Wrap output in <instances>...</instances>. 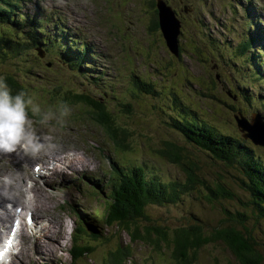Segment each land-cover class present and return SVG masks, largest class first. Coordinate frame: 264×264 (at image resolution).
I'll return each mask as SVG.
<instances>
[{"label":"rangeland","instance_id":"obj_1","mask_svg":"<svg viewBox=\"0 0 264 264\" xmlns=\"http://www.w3.org/2000/svg\"><path fill=\"white\" fill-rule=\"evenodd\" d=\"M29 1L45 9L31 17L44 18L47 44L33 47L32 59L42 58L44 64L36 62L34 75L21 70L28 93L23 92L24 86L18 91L30 102L27 126L42 147L35 154L19 146L10 153L0 152V192L6 191V199L0 195V209L7 212L6 204L12 203L5 189L10 186L15 192H28L31 199L27 201L45 214L35 212L36 225L24 226L15 241L14 256L2 259L11 258L7 264H179L172 239L193 227L204 235L188 249L187 263L247 264L240 250L218 235L230 229L240 247L248 248L251 257L261 258L264 264V202L246 182L242 165L201 150L166 123L171 116L189 114L192 120L213 124L218 132L240 136L248 151L253 149L264 160V52L255 54L264 48V0ZM166 5L184 18L178 17L180 24L176 15L169 16L171 31ZM58 16L95 44L96 57L89 58V64L75 50L50 40ZM8 18L0 19L1 38L10 34L18 35L16 41H27L29 35L21 29L12 34L17 19ZM37 24L30 21L31 33L36 32L31 25L40 28L42 23ZM250 36L259 45L252 51L241 43ZM39 48L44 57L39 58ZM12 54L0 57L2 69L21 66L10 59ZM140 81L155 89L151 88L152 93L138 89ZM66 91L85 93L92 101L66 100ZM32 106L38 111L33 113ZM237 118L248 126L245 131ZM176 147L182 156L179 162L172 158ZM53 152L60 156L51 159ZM187 167L194 169L196 176L191 174L199 180L191 188H184L189 182ZM133 168L143 169L159 184L180 189L176 201L167 192L163 200L172 202H154L146 209L148 223L162 227L167 240L153 231L143 241L141 235L146 233L135 234L132 219L119 224V219L110 223L105 218L104 207L115 203L112 193L120 191L122 172ZM72 205L76 210L83 208L85 217L93 216L91 225L86 222L90 219H84L88 228L78 233L83 241L75 239L82 218ZM9 212L7 220L12 221ZM11 221L6 229L1 227L3 231L9 230ZM87 230L100 234L99 238L93 239ZM83 242L95 249L80 255Z\"/></svg>","mask_w":264,"mask_h":264},{"label":"trees","instance_id":"obj_2","mask_svg":"<svg viewBox=\"0 0 264 264\" xmlns=\"http://www.w3.org/2000/svg\"><path fill=\"white\" fill-rule=\"evenodd\" d=\"M17 2L21 3V0H16ZM27 2V1H25ZM0 5L6 6L9 8L8 12H0V19L4 18L12 19L13 15L18 12L15 8L18 7V5H13L12 3H9V0H0ZM158 7V6H157ZM38 11H41L40 9H37ZM176 11V9H175ZM14 12V13H13ZM186 12V11H185ZM19 13V12H18ZM178 17L184 21L183 13L177 12ZM20 15L16 16V24H13L15 34H18L19 29L22 30L23 33L27 34L28 40L25 42H19L16 41L14 38H17L18 35H10L6 36V38H1L0 36V57L2 55H7L8 53H13L12 57L10 59H13L15 61H18L21 66L18 64V68H16L13 71L4 70L0 67V79H2L10 89V92L15 95L16 93H20L18 90L24 88L25 86L21 70L24 72H29L31 74L33 73V69L36 67V62L32 59L31 54L32 49L37 44H47V40L45 37H43L47 30L43 27V24H45L44 18L34 19L30 15L19 13ZM14 18V17H13ZM32 20V23H36L39 20L40 28L36 25H31V28L34 29L36 32L31 33V30L27 27H29V23ZM20 21L22 23H20ZM264 23V21H262ZM24 24V25H23ZM28 24V25H27ZM38 25V24H37ZM42 34V35H41ZM59 34H63V38L65 39V44H68V42L72 41L71 38L72 35H68L65 33L63 29H60ZM3 36V35H2ZM20 36V35H19ZM22 36V35H21ZM20 38H23L21 37ZM33 36V38H31ZM54 37V36H52ZM77 41L82 40V38L77 35ZM55 39V37H54ZM58 40L55 39V41ZM78 41V42H79ZM242 44L246 45V48L250 51L253 50L254 45H258L256 43V37L250 36L249 38H246L245 40L241 41ZM86 44V45H85ZM49 45L53 48V43H49ZM79 45V44H78ZM78 45L71 44L69 49H72V47L76 48V50L80 53V58H82V61L85 60L87 64H89L88 59L94 58L96 55L94 53L90 54L88 51V44L86 42L81 43L79 46H83L82 49L78 47ZM76 46V47H75ZM259 47V45H258ZM10 50V51H9ZM50 51V49L48 50ZM255 51V50H254ZM83 52V54L81 53ZM264 52V48L261 46L258 48V50L255 51V54ZM252 55H254L252 53ZM260 56V55H259ZM31 62V64H29ZM43 65V63H42ZM28 81V80H27ZM29 82V81H28ZM22 86V87H21ZM24 86V87H23ZM137 88L140 90H148V93H152V85L150 83H144V81H140L137 85ZM26 90L23 91L25 94L28 93L27 88H24ZM152 89H155L154 87ZM65 98H69L74 101H78L80 103L90 102L92 101L91 98L86 95L85 93H76L71 91H66ZM242 96L245 100H248V97L245 93H242ZM66 98V100H68ZM264 106V104H263ZM202 108V107H201ZM204 109V107H203ZM189 114H184L180 118H174L169 117L166 120V123L169 124L171 127V130L177 133H180L181 136L185 139H187L189 142L195 144L197 147L205 152L208 153V151H212L216 158H219L220 160L226 161L228 163H237L239 166L242 165L241 170L245 174L246 182L251 185L253 188V193L256 195V197L260 200V203L264 202V160H260L259 155H255L251 152L253 149L248 151L249 148H247L242 142L240 136H232L231 131H228L227 134L221 133L216 131L213 124L206 122V121H197L192 120L189 118ZM95 117V116H94ZM195 118V117H193ZM112 132V130H109ZM246 139V138H245ZM182 147V146H180ZM183 148V147H182ZM254 152V151H253ZM174 156H172L174 161H182V156L180 151H178V148L174 150ZM259 156V157H258ZM124 164L122 166L124 167ZM260 169H263L262 172L258 173ZM193 168L187 167L186 171H188V184L184 188H191L194 186L197 181L195 180L194 176L191 174V172L196 176L195 172H193ZM251 178H254L251 180ZM119 189L120 191L112 193V200L115 201L114 204H112V208H108L107 206L104 207V212L106 214V220L110 223H115L117 219L120 221L119 224L123 223L124 219H132L133 223L136 225L135 227V234H142L145 232L146 234L141 235V238H143V241L147 239V234L157 232V234L163 238L164 240L168 239L167 236L163 232V228L160 226H154L149 224L150 221L149 216L146 213L147 207L154 203V202H162V203H170L172 201L170 200H163L165 198V195L167 192L170 193V197L176 201L178 198V195L180 193V189H177V186H167L165 184H159L157 182V179L151 176H147V174L144 173L143 169H135L128 170V172H122V178L119 181ZM228 192V191H227ZM120 194V196L118 195ZM103 205V202L101 203ZM101 217V215H98ZM148 216V217H147ZM91 218L93 217H86L84 219H90L86 221L90 224ZM82 219L78 222V229L76 231V235L79 237L80 240L83 241L82 234H78L82 230H86L84 226L85 220ZM91 225V224H90ZM192 230L190 232H180L172 239L173 246V253L175 255V259L179 264H191L187 263V260L190 258L188 254V249H192V243L194 241H201L203 231L199 228H193L190 227ZM134 234V233H133ZM163 234V235H161ZM87 235L91 236L93 239H98V233L91 232L90 230H87ZM218 235L233 243L235 247H237L240 253V258L242 259H248L247 264H253L252 262H255L256 264H262L261 258H258L255 255H250L249 249L245 248L246 250H243L240 247L239 240L235 237H233L232 231L230 229H223L218 232ZM236 240V241H235ZM82 250H79L78 253L80 255L91 252L95 248L92 247V245L89 242H83L82 244ZM171 246V245H169ZM252 261V262H251ZM109 262L111 263L110 259ZM254 263V264H255ZM109 264V263H108ZM111 264H117V263H111Z\"/></svg>","mask_w":264,"mask_h":264},{"label":"clouds","instance_id":"obj_3","mask_svg":"<svg viewBox=\"0 0 264 264\" xmlns=\"http://www.w3.org/2000/svg\"><path fill=\"white\" fill-rule=\"evenodd\" d=\"M23 93L13 95L7 84L0 79V152L10 153L19 146L35 154L42 145L34 132L27 126V106ZM33 113L38 111L32 106Z\"/></svg>","mask_w":264,"mask_h":264},{"label":"bare ground","instance_id":"obj_4","mask_svg":"<svg viewBox=\"0 0 264 264\" xmlns=\"http://www.w3.org/2000/svg\"><path fill=\"white\" fill-rule=\"evenodd\" d=\"M238 1V0H237ZM158 6V5H157ZM167 6V10H168V12H169V14L170 15H172V14H174L175 13V15H176V20H178L179 22H180V24H181V21H180V19L178 18V15H177V13H176V11H175V9H174V7H172L171 5H166ZM231 7V6H230ZM158 9H159V7H158ZM17 13V12H16ZM250 17V16H249ZM248 19V18H247ZM249 27V26H248ZM246 30V29H245ZM74 31H76V29L74 30ZM78 32H79V28H78ZM78 34V33H77ZM81 34V33H80ZM54 36V35H53ZM52 38V39H51ZM47 39H49V38H47ZM50 40L51 41H54V43H55V39H54V37H51L50 36ZM71 40H72V38H71ZM79 41V40H78ZM82 42L81 41H79V45L81 44ZM63 44H65V42L63 43ZM54 45V44H53ZM78 45V47L80 48V49H82L83 48V46H79ZM86 45V44H85ZM95 45V44H94ZM93 45V46H94ZM55 46V45H54ZM53 46V47H54ZM76 47V46H75ZM178 49V48H177ZM105 50V49H104ZM80 52V51H79ZM179 52V51H178ZM75 54V53H74ZM68 55V54H67ZM73 56V55H72ZM80 64V63H79ZM90 67H91V65H90ZM95 67V66H94ZM104 72V71H103ZM93 74V73H92ZM246 138H248V137H246ZM3 156V155H2ZM28 156L29 157H31L29 154H28ZM50 156H51V159H53V158H56V157H58V156H60L59 154H57V153H55V152H53V153H51L50 154ZM46 158L49 160V162H50V157H49V155L48 156H46ZM76 159V158H75ZM75 159H72V161H70V163L72 164V165H74L75 164ZM46 160V159H45ZM1 161V160H0ZM46 162V161H45ZM41 163V162H40ZM40 163H38V164H40ZM47 163V162H46ZM47 166V165H46ZM48 167V166H47ZM76 167V166H75ZM35 168H37L38 170H39V168H38V165H35ZM77 168V167H76ZM85 169V168H84ZM107 172V171H106ZM112 172V171H111ZM46 174V173H45ZM103 175V174H102ZM81 177V176H80ZM90 178V177H89ZM100 179V178H99ZM6 180H7V178H6ZM6 180H4V183L5 184H11L10 182H8V181H6ZM75 180V179H74ZM4 185V184H3ZM74 185V184H73ZM79 187V186H78ZM5 189H7L8 191H9V193H10V196H11V202L12 203H8V204H6V207H7V209H8V211L7 212H9V210H13V209H16V208H20V207H22L21 209H20V211L21 212H23V211H25V210H30V209H33L36 213H37V215H38V213H40V214H45V211L43 210V208L42 209H40V207L39 208H36V207H34L33 206V204H32V202L33 201H28L29 203L28 204H30V206H28L27 207V205H25V202L27 201V199H31L30 198V195H29V193L27 192V193H23V194H21V192H20V190L18 191V192H15V191H13V188L12 187H10L9 186V188H5ZM20 189V188H19ZM89 191V190H88ZM88 194V193H87ZM0 195L1 196H3L4 197V199H6V191H1L0 192ZM32 195V194H31ZM19 196H22L23 198L22 199H20V198H18ZM8 197V196H7ZM85 199V198H84ZM71 206V205H70ZM44 208L46 207L45 205L43 206ZM74 208H76V207H74ZM37 209H39V211H37ZM96 211H97V209H96ZM96 211H95V213H96ZM6 212V210L5 209H3V207L0 209V229H1V231H3L2 230V228L1 227H3V229L5 228L6 229V226H9V222L11 221V219L10 220H7V214H9V213H7ZM36 213H34L31 217L33 218V221H34V224L37 222V219H36ZM97 215V214H96ZM19 218V215L17 214L15 217H14V219H18ZM36 230H37V228H35V232H36ZM4 233L5 232H8V230H5V231H3ZM3 233V235H0V238H2V236H4L5 234ZM20 235V234H19ZM17 240V239H16ZM5 246V242H4V240L3 241H1L0 242V248L1 247H4ZM15 247H17V244H16V246ZM14 251H15V249L13 248V249H11L10 250V255L11 256H14ZM9 260H12L11 258L9 259ZM0 263H2L1 261H0Z\"/></svg>","mask_w":264,"mask_h":264},{"label":"water","instance_id":"obj_5","mask_svg":"<svg viewBox=\"0 0 264 264\" xmlns=\"http://www.w3.org/2000/svg\"><path fill=\"white\" fill-rule=\"evenodd\" d=\"M161 5H163V4H160V5H158V7H161ZM161 13V12H160ZM163 14H164V12H163ZM163 14H162V16H163ZM172 15H175V13L174 14H172ZM169 16L171 17V15L168 13V15L166 16V18H167V24H169V26H170V31H171V25H172V23H171V21H170V19H169ZM161 19H162V17H161ZM163 20V19H162ZM164 21V20H163ZM177 23H178V21H176ZM176 31L177 32H179V28H176ZM177 36V35H176ZM167 40V39H166ZM169 40V39H168ZM44 55V54H43ZM237 120H238V122H239V125L243 128V131H245L246 129L245 128H248V126L243 122V123H241L240 124V121H239V118H237ZM245 127V128H244ZM262 131H264V130H262ZM244 136L245 137H247V136H249V137H251L249 134H244ZM252 138V137H251ZM253 139V141H254V143H256V145L258 144L257 143V139L256 138H252Z\"/></svg>","mask_w":264,"mask_h":264},{"label":"snow or ice","instance_id":"obj_6","mask_svg":"<svg viewBox=\"0 0 264 264\" xmlns=\"http://www.w3.org/2000/svg\"><path fill=\"white\" fill-rule=\"evenodd\" d=\"M11 246V240H9L6 244V247H10ZM0 256H3V252L0 251Z\"/></svg>","mask_w":264,"mask_h":264}]
</instances>
